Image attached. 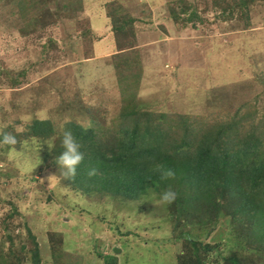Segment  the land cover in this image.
<instances>
[{
	"label": "rangeland",
	"instance_id": "374dc122",
	"mask_svg": "<svg viewBox=\"0 0 264 264\" xmlns=\"http://www.w3.org/2000/svg\"><path fill=\"white\" fill-rule=\"evenodd\" d=\"M36 1L22 12L16 0H0V132L26 133L37 118L51 120L56 133L26 137L19 149L0 144V264H35V249L40 264L222 260L233 246L226 224L185 217L188 229L175 226L169 204L158 203L163 190L140 204L147 213L138 217V201L101 181L90 189L89 179L64 180L46 142L58 146L59 125L79 120L105 149L117 144L121 123L148 117L181 140L184 116L201 133L235 123L242 137L264 136V0ZM170 7L188 9L175 21ZM128 16L135 21L119 36L114 21ZM132 109L137 115L123 118Z\"/></svg>",
	"mask_w": 264,
	"mask_h": 264
},
{
	"label": "trees",
	"instance_id": "16d2710c",
	"mask_svg": "<svg viewBox=\"0 0 264 264\" xmlns=\"http://www.w3.org/2000/svg\"><path fill=\"white\" fill-rule=\"evenodd\" d=\"M36 3V0H16V5L22 12H27ZM187 9L185 7L178 12L171 8L170 13L173 19L178 21L182 14L187 13ZM197 17L198 12L194 8L188 20L194 21ZM133 21L134 18L130 16L117 19L115 24L113 23V31L120 36L128 32V27H132ZM135 64L136 61L127 66L133 68ZM136 77L139 79L141 73ZM125 78L129 79L124 76L121 80ZM134 83L139 82L135 79ZM132 110L124 113L123 118L136 116V111ZM184 117V121H181L186 137L184 134L181 140L171 133L172 126L167 128L162 124L161 118L155 121L148 117L143 122L134 118L131 127L128 123H121L115 139L117 144L105 149L100 145L101 139L95 129L88 128L84 131L79 125L68 123L66 127L72 131L84 153V160L71 181L79 185L85 181L84 178L89 179L83 186L90 189L91 181L94 180L97 185L101 181L102 185L99 186L108 188L113 195L138 201L137 206L133 205L132 208L138 217L147 213L140 204L152 193L171 188L177 193L176 200L169 204V214L175 226L187 228L184 224L186 217L188 223L205 220L200 225L211 224L215 228L218 224H226L230 230L228 234L233 246L222 260H216V264H259L257 260L260 258L262 259L259 262L262 264L264 136L250 131L251 135L242 137V133L233 127L235 123L201 133L193 126L197 120L188 123L191 117ZM27 125L28 131L17 135L16 145H5L7 150L19 149L26 137L50 139L56 133L55 126L49 119L36 118ZM4 132L14 133L12 130ZM62 151L59 141L58 146L48 153V156L54 158L50 161L51 164H55ZM92 169H95L96 174L90 176ZM167 171H171L173 175L165 177L163 173ZM32 179L34 182L39 181L38 178ZM220 212L228 214L229 219L220 221ZM213 227L209 229L212 230ZM207 228L203 230L207 231ZM29 237L35 241L31 233ZM34 244L37 245L36 242ZM39 255L38 249H35L32 254L35 264H40ZM3 263L4 261L1 264ZM197 263L205 264L203 260Z\"/></svg>",
	"mask_w": 264,
	"mask_h": 264
},
{
	"label": "clouds",
	"instance_id": "9594fccd",
	"mask_svg": "<svg viewBox=\"0 0 264 264\" xmlns=\"http://www.w3.org/2000/svg\"><path fill=\"white\" fill-rule=\"evenodd\" d=\"M40 115L43 116L42 113ZM22 119L25 121V123L28 122V117H23ZM68 123H71V121L66 120L64 123H61L59 125L60 134H61V145H62L63 151L58 156L56 163L59 165L60 170H61L60 176L64 180L71 181L75 178L77 174L78 166L84 160V153L81 151V145L80 143H78V141L74 137L72 131L66 127ZM77 124L84 131H87L88 128L90 127V125L84 122H81L79 120L77 121ZM24 131H25L24 127H16L14 133L13 132H0V144L16 145L18 143L17 135ZM46 143L49 146L50 150L55 148V144L53 142L49 141ZM95 174H96L95 169H92L89 172L90 176L95 175ZM163 175L165 177H168V176L173 175V173L171 171H167V172H164ZM56 182H57L56 175H52L50 183L55 184ZM176 198H177L176 191L169 188L168 190L160 194L158 203L171 204L172 202L176 200ZM146 200L153 202L152 197H149Z\"/></svg>",
	"mask_w": 264,
	"mask_h": 264
}]
</instances>
